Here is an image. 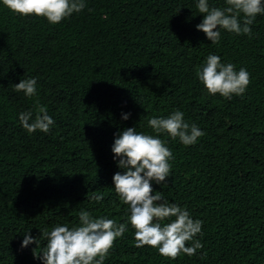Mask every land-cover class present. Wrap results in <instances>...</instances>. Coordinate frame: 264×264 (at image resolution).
Wrapping results in <instances>:
<instances>
[{
    "label": "trees",
    "instance_id": "trees-1",
    "mask_svg": "<svg viewBox=\"0 0 264 264\" xmlns=\"http://www.w3.org/2000/svg\"><path fill=\"white\" fill-rule=\"evenodd\" d=\"M200 19L195 0H86L56 24L0 4V264H42L43 241L21 248L23 233L40 241L39 228L76 223L81 208L125 220L113 133L151 132L147 118L174 109L204 135L187 146L162 136L171 175L152 187L203 221V247L171 259L137 247L129 226L104 264H264V15L251 36L221 30L219 44L194 27ZM209 53L249 72L243 95L206 92L196 70ZM33 76L35 97L14 89ZM37 100L55 124L29 134L17 114Z\"/></svg>",
    "mask_w": 264,
    "mask_h": 264
},
{
    "label": "clouds",
    "instance_id": "clouds-1",
    "mask_svg": "<svg viewBox=\"0 0 264 264\" xmlns=\"http://www.w3.org/2000/svg\"><path fill=\"white\" fill-rule=\"evenodd\" d=\"M0 4L22 16H43L49 23L56 24L82 11L86 0H0ZM195 8L201 19L194 27L203 31L210 43L219 44L221 30L251 36L256 16L264 15V0H224L222 6H214L210 0H195ZM196 76L208 94H219L227 99L243 95L250 82L249 72L244 67L237 69L215 53L204 58ZM14 89L25 97H35L37 78L19 79ZM129 115L122 112L121 119H128ZM184 117L182 110L174 109L167 115L148 117L146 124L151 132L137 131L136 126H131L113 133L112 158L122 171L113 173L112 187L119 200L127 205L125 220L117 222L106 215L93 216L89 210L81 208L76 223L57 222L39 228L40 241L30 235L28 229L23 233L20 247L43 241L40 250L33 252L42 264H104L113 241L131 226L137 247H154L160 255L171 259L181 254H197L203 247L198 238V234L202 235L203 221L194 219L187 207L169 201L152 187L153 183L166 184L165 178L171 175L169 161L173 153L168 140L162 136L187 146L204 135L203 129ZM17 118L29 134L36 130L47 133L55 124L38 100L35 111H20ZM87 199L99 202L103 195L94 193Z\"/></svg>",
    "mask_w": 264,
    "mask_h": 264
}]
</instances>
